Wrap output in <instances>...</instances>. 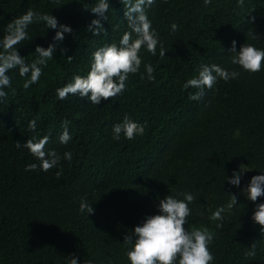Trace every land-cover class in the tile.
I'll list each match as a JSON object with an SVG mask.
<instances>
[{
	"label": "trees",
	"instance_id": "trees-1",
	"mask_svg": "<svg viewBox=\"0 0 264 264\" xmlns=\"http://www.w3.org/2000/svg\"><path fill=\"white\" fill-rule=\"evenodd\" d=\"M94 2L0 0V36L29 8L52 13L72 27L57 41L55 29L34 20L28 39L16 45L28 62L36 58V46L56 48L40 79L27 89L28 77L10 70L12 88L0 98V264H65L70 254L96 264H129L124 235L157 211L159 199L168 194L183 199L185 191L195 197L185 227L213 233L210 264H264V225L252 218L264 195L251 201L242 191L264 167V60L259 72L231 62L233 40L237 50L244 42L264 48V0L207 5L203 0H155L146 12L165 56L142 48L140 71L129 74L124 92L97 105L78 94L59 99L55 90L74 73H87L96 48L118 43L128 30L121 0H110L108 20L101 18L107 31L95 35L88 28L98 18L90 11ZM172 22L178 25L175 32ZM146 63L155 69L154 80L147 79ZM213 63L240 75L218 78L192 99L199 90L185 89V81L201 64ZM126 114L143 123L145 132L115 140L112 126ZM32 119L37 121L34 132L27 129ZM65 124L71 136L66 144L59 140ZM44 135L50 137L46 149L61 156L71 151L72 160L62 159L47 171H26L35 157L17 148L16 141ZM240 166L241 183L234 186L226 176ZM232 194L237 204L229 210ZM81 198L93 212L79 211ZM219 206L226 209L223 221L212 218ZM218 222L223 227L217 229Z\"/></svg>",
	"mask_w": 264,
	"mask_h": 264
},
{
	"label": "clouds",
	"instance_id": "clouds-1",
	"mask_svg": "<svg viewBox=\"0 0 264 264\" xmlns=\"http://www.w3.org/2000/svg\"><path fill=\"white\" fill-rule=\"evenodd\" d=\"M204 4H210L212 0H203ZM243 0H241V3ZM125 8L124 16L127 21L128 30L124 31L118 43H106L97 47L91 53L90 67L85 75L74 73L72 79L55 91L59 99H65L69 94H78L91 103L97 105L102 98L116 97L126 89V81L130 73L140 71L142 64L141 49L144 48L152 55L165 56V48L160 40L159 33L152 26V21L146 12V8L152 6L155 0H121ZM110 0H95L90 11L95 13L98 18L92 19L88 25L95 35H99L107 30L101 22V18L108 20ZM253 19H255L253 17ZM34 20L43 21L47 28L55 29L54 40H63L65 33H71L70 25L60 23L58 18L52 13L38 12L32 8L14 18L11 23L6 25V32L0 36V98L8 95L6 89L12 88V77L10 70L17 69L19 76L28 77L23 82L25 89L36 83L42 75V66L47 65L49 59H54L56 45L49 44L48 47L36 46V58L31 62L21 56L16 45L28 39V26ZM178 29L176 22H172L171 31ZM159 46V51H158ZM233 53L232 64L239 65L242 69L249 72H259L264 60V48H258L252 43H242L237 50L236 41H232ZM73 57L69 56L71 60ZM144 69L148 80H154L155 69L151 63L144 64ZM240 72L236 69L229 70L218 64H201L197 69V74L187 79L183 85L185 89L195 88L198 92L192 93V99H199L204 94L206 88L211 89L217 79L228 81L236 79ZM143 78V75H142ZM14 91V89H13ZM27 129L35 131L37 121L29 120ZM145 125L125 115L120 122L113 124V139L119 140L121 134L127 139H133L137 135H143ZM50 137L33 136L21 142L16 141L17 148H26L34 157L35 161L25 165L26 171H47L60 165L62 159L71 161L72 152L65 151L61 156L54 149H46ZM71 139L67 124L59 136L61 143H67ZM260 171L253 175L246 187L242 189L247 193V198L257 201L264 195V167H259ZM244 170L233 171V174L226 180L234 185L240 186L241 175ZM62 173L60 168L56 175ZM183 199L174 195H166L159 199L156 204L157 211L146 215L141 222L136 224L133 229L124 235L125 255L129 264H210L214 261V255L209 248L213 241V233L207 228L192 227L188 230L185 225L191 209L189 204L195 199L191 192L181 193ZM237 204L235 194L231 195V200L227 209H232ZM79 211L93 212L92 204L86 199L81 198ZM226 211L224 206H219L212 212V218L223 221L222 213ZM253 220L264 225V201L256 205V211L252 216ZM223 227L221 222L216 224V228ZM255 243L253 248H255ZM65 264H96L92 258L78 259L70 254L64 257Z\"/></svg>",
	"mask_w": 264,
	"mask_h": 264
},
{
	"label": "rangeland",
	"instance_id": "rangeland-1",
	"mask_svg": "<svg viewBox=\"0 0 264 264\" xmlns=\"http://www.w3.org/2000/svg\"><path fill=\"white\" fill-rule=\"evenodd\" d=\"M247 185V184H246ZM246 185L244 186V188L246 187Z\"/></svg>",
	"mask_w": 264,
	"mask_h": 264
}]
</instances>
